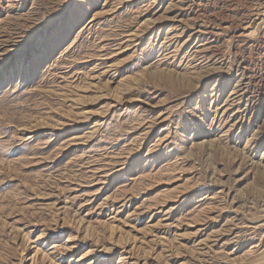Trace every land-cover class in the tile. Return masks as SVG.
Wrapping results in <instances>:
<instances>
[{
	"label": "rangeland",
	"instance_id": "1",
	"mask_svg": "<svg viewBox=\"0 0 264 264\" xmlns=\"http://www.w3.org/2000/svg\"><path fill=\"white\" fill-rule=\"evenodd\" d=\"M8 1L0 264H264V0Z\"/></svg>",
	"mask_w": 264,
	"mask_h": 264
},
{
	"label": "bare ground",
	"instance_id": "2",
	"mask_svg": "<svg viewBox=\"0 0 264 264\" xmlns=\"http://www.w3.org/2000/svg\"><path fill=\"white\" fill-rule=\"evenodd\" d=\"M8 2H10V3H12V4H14V3H16V2H19V0H10V1H8ZM16 42V41H15ZM15 42H13L12 44H11V46H14L15 44V46H17V44L18 43H15ZM2 48V47H1ZM5 49V48H4ZM1 51V50H0ZM9 50H3L2 52H0V55H3V54H5V53H7ZM90 255V253L89 252H87L86 254H85V256L87 257V256H89Z\"/></svg>",
	"mask_w": 264,
	"mask_h": 264
}]
</instances>
